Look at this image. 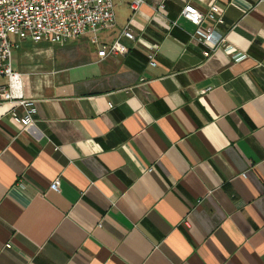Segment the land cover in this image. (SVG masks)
<instances>
[{"label":"crops","instance_id":"1","mask_svg":"<svg viewBox=\"0 0 264 264\" xmlns=\"http://www.w3.org/2000/svg\"><path fill=\"white\" fill-rule=\"evenodd\" d=\"M211 2L116 0L96 43L9 37L36 115L0 105V264H264V0L216 1L209 49L179 14Z\"/></svg>","mask_w":264,"mask_h":264},{"label":"built area","instance_id":"2","mask_svg":"<svg viewBox=\"0 0 264 264\" xmlns=\"http://www.w3.org/2000/svg\"><path fill=\"white\" fill-rule=\"evenodd\" d=\"M116 0H0V78L5 84H0V105L7 103L12 106L9 116L11 120L26 128L30 126L36 115L35 103L26 99L19 92L20 77L12 70L11 53L14 44L9 37H15L18 42L32 43L49 42L64 44L78 38L92 34L91 41L96 43V32L107 30L115 24ZM145 0H130L129 7L132 15L140 10ZM212 0L203 13L186 4L180 11V18L195 27L190 40L196 44H203L213 49L221 42V34L215 26L223 23V9ZM163 7L157 8L160 14ZM206 22L208 26L203 28ZM176 21L170 27L176 26ZM124 38L135 41L130 20L124 25L118 36L109 44L102 45L97 51L99 58L106 56H124L127 48L119 40ZM155 51V46H149ZM153 55H149L150 64L154 65ZM22 109L19 114L17 109ZM59 179L56 178L49 185V190L59 191ZM10 248V245H5Z\"/></svg>","mask_w":264,"mask_h":264},{"label":"rangeland","instance_id":"3","mask_svg":"<svg viewBox=\"0 0 264 264\" xmlns=\"http://www.w3.org/2000/svg\"><path fill=\"white\" fill-rule=\"evenodd\" d=\"M114 12H115V23H116V21H117V19H118V11H117V10H114ZM114 25H115V24H114ZM114 25H113V26H114ZM99 32H100V31H97L96 34H95L97 38L99 37ZM89 35L92 36V34H89Z\"/></svg>","mask_w":264,"mask_h":264}]
</instances>
